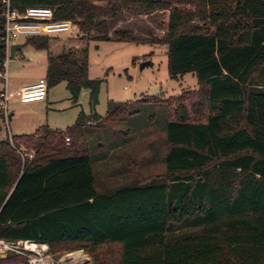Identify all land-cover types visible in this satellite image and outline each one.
I'll return each mask as SVG.
<instances>
[{"label":"trees","instance_id":"obj_1","mask_svg":"<svg viewBox=\"0 0 264 264\" xmlns=\"http://www.w3.org/2000/svg\"><path fill=\"white\" fill-rule=\"evenodd\" d=\"M10 6L49 7L82 37L164 45L169 76L191 73L197 88L174 98V108L173 99L163 102L164 136L147 143L148 155H111L120 163L102 173L119 175L120 184H98L96 164L129 140L100 152L102 140L88 139L87 123L103 128L125 120L144 99L110 102L101 116L95 111L101 79L88 77L87 50L50 55L47 89L65 82L73 98L88 89L90 113L80 112L63 131L43 125L0 138V240L39 242L53 252L114 248L117 258L108 264H264V0H10ZM130 10L167 11L157 22L163 34L111 33ZM2 13L0 3V37ZM51 38L31 36L24 44L48 50ZM4 59L0 41V71ZM157 163L163 172L155 174ZM183 228L193 230L175 233ZM21 259L9 252L0 264Z\"/></svg>","mask_w":264,"mask_h":264},{"label":"rangeland","instance_id":"obj_2","mask_svg":"<svg viewBox=\"0 0 264 264\" xmlns=\"http://www.w3.org/2000/svg\"><path fill=\"white\" fill-rule=\"evenodd\" d=\"M167 14V11L148 15L136 10L125 11L112 23L111 33L112 30L123 29L131 30L134 36L139 38H157L163 34L157 22ZM110 35L112 38L107 40H98L93 35L82 37L78 28L74 27L71 34H51L48 50L36 49L24 44V39L19 38L16 42L24 45L15 53L14 58H9L6 68L9 95L6 107L14 116L12 120H7V123L0 119V138L30 134L43 124L53 130L63 131L73 125L80 112L89 115V90L86 88H81L77 97L73 98L65 82H60L47 89L46 101L30 104L20 103L16 93L20 85L44 79V71L50 55L69 48L86 49L88 77L101 79L98 103L95 106V111L99 115L106 113L110 102L128 103L144 99L138 105V112L125 120L112 122L103 128L95 127L94 123L86 125L85 133L89 140H94L95 136L102 140L101 151L93 141L90 142L92 153L103 152L109 149L110 144L112 147L124 139L129 140L127 145L116 146L109 157L96 164L98 184L106 183L107 179L120 184L122 179L120 180L119 175L106 178L102 174L103 170L111 168L113 164L118 166L120 163L114 162L111 155L123 150L132 156L137 153L148 155L150 152L147 143L151 139L157 140L158 143L160 137L164 136L166 109L163 102L169 98L173 99L172 108H174L176 105L174 98L193 92L197 88V80L191 73L177 79L169 76L166 46L144 41L121 42ZM142 61H149L151 65L140 68ZM3 89V81H0V91ZM27 96L33 97V95ZM3 104L4 102L0 100V106ZM21 150L29 156L33 154V149L26 144L21 145ZM151 170L155 174L163 172L162 163L152 165ZM191 230L193 228H183L175 233ZM36 244H38L36 249H29L22 241L8 243L0 240V258L5 257L9 252L22 257L17 264H108L110 258L113 260L117 258L114 248L64 249L53 252L47 245L44 249L39 243Z\"/></svg>","mask_w":264,"mask_h":264},{"label":"built area","instance_id":"obj_3","mask_svg":"<svg viewBox=\"0 0 264 264\" xmlns=\"http://www.w3.org/2000/svg\"><path fill=\"white\" fill-rule=\"evenodd\" d=\"M3 4L4 25L0 37L1 44L5 48V59L2 63L3 70L0 71V81H3L4 89L0 91V98L4 102L0 106L3 110L7 123L6 102L9 98L7 88V62L10 58L9 50L12 44L19 38H27L36 35H51V34H71L75 27L71 20H57L54 18L53 10L44 6H29L23 11H18L11 8L10 0H0ZM47 92V83L45 79H40L35 83L22 86L17 90L19 97L28 98L27 95L38 97L45 96ZM32 97V96H31ZM68 143L69 138H65ZM32 155H30L31 157ZM7 245V244H6Z\"/></svg>","mask_w":264,"mask_h":264},{"label":"crops","instance_id":"obj_4","mask_svg":"<svg viewBox=\"0 0 264 264\" xmlns=\"http://www.w3.org/2000/svg\"><path fill=\"white\" fill-rule=\"evenodd\" d=\"M47 67V65H46ZM46 71V69H45ZM45 71H44V76H45ZM37 81H32V82H28V83H25V84H22L18 87L21 88L22 86H25V85H28V84H32V83H35ZM17 89V90H18ZM17 92V91H16ZM19 97V96H18ZM48 99V91L46 92L45 96L43 97H38V96H34V97H31V98H25V97H19V102L22 103V104H30V103H33V102H39V101H43V100H47ZM1 110V108H0ZM6 114H7V120H12L14 114L13 113H9L8 110H7V107H6ZM106 114V113H105ZM104 114V115H105ZM104 115H101V116H104ZM92 124V123H90ZM45 125V124H43ZM51 129V128H50ZM63 130V129H62ZM112 151H109V154H111ZM123 153H124V150H123ZM32 157V156H31ZM103 174V173H102ZM104 175V174H103Z\"/></svg>","mask_w":264,"mask_h":264},{"label":"water","instance_id":"obj_5","mask_svg":"<svg viewBox=\"0 0 264 264\" xmlns=\"http://www.w3.org/2000/svg\"><path fill=\"white\" fill-rule=\"evenodd\" d=\"M23 43H15V44H12L11 46H10V50H9V55H10V58H14V56H15V53L19 50V49H21L22 47H23ZM148 64H150L151 65V62H149V61H142L141 63H140V68H143L144 66H146V65H148ZM73 102H75V99L73 100ZM18 242H21V241H18ZM22 242H26V241H22ZM9 243V242H8Z\"/></svg>","mask_w":264,"mask_h":264},{"label":"bare ground","instance_id":"obj_6","mask_svg":"<svg viewBox=\"0 0 264 264\" xmlns=\"http://www.w3.org/2000/svg\"><path fill=\"white\" fill-rule=\"evenodd\" d=\"M39 243V242H38ZM40 244V246H42V248H46V244H43V243H39ZM37 245L38 244H36L35 242H33V241H26L25 242V246L27 247V248H29V249H36V247H37ZM43 251V250H42ZM77 252V251H76ZM74 254V253H73ZM79 256V255H78Z\"/></svg>","mask_w":264,"mask_h":264}]
</instances>
